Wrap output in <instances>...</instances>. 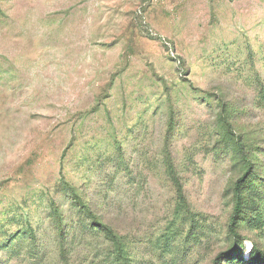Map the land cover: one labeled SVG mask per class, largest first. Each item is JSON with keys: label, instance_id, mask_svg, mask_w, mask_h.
Instances as JSON below:
<instances>
[{"label": "rangeland", "instance_id": "rangeland-1", "mask_svg": "<svg viewBox=\"0 0 264 264\" xmlns=\"http://www.w3.org/2000/svg\"><path fill=\"white\" fill-rule=\"evenodd\" d=\"M0 264H264V0H0Z\"/></svg>", "mask_w": 264, "mask_h": 264}, {"label": "trees", "instance_id": "trees-1", "mask_svg": "<svg viewBox=\"0 0 264 264\" xmlns=\"http://www.w3.org/2000/svg\"><path fill=\"white\" fill-rule=\"evenodd\" d=\"M235 193H236V203H235V215H236L240 211V203H241L240 189L237 188ZM234 220L235 219L233 218L232 224L234 223Z\"/></svg>", "mask_w": 264, "mask_h": 264}]
</instances>
